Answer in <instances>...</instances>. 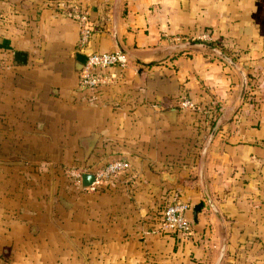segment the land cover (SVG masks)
Here are the masks:
<instances>
[{
    "label": "crops",
    "instance_id": "1",
    "mask_svg": "<svg viewBox=\"0 0 264 264\" xmlns=\"http://www.w3.org/2000/svg\"><path fill=\"white\" fill-rule=\"evenodd\" d=\"M112 49L79 87L75 54ZM117 157L99 190L65 175ZM174 198L188 234L159 227ZM0 224L41 248L8 264H264V0H0Z\"/></svg>",
    "mask_w": 264,
    "mask_h": 264
},
{
    "label": "built area",
    "instance_id": "2",
    "mask_svg": "<svg viewBox=\"0 0 264 264\" xmlns=\"http://www.w3.org/2000/svg\"><path fill=\"white\" fill-rule=\"evenodd\" d=\"M71 16L82 20V15L70 11ZM88 29L81 26L79 44L83 45L88 38ZM81 68L78 70V86L81 88H92L107 83L115 77V71L108 70L110 67L122 68L126 65L128 58L118 49L103 51H88ZM179 108H193L194 103L188 97H181L177 101ZM128 162L122 158H113L104 164L87 169L84 167H70L65 169V175L73 184L80 186V175L83 172H92L93 180L85 189L96 191L111 177L124 172L128 168ZM189 204L187 201L174 198L164 204L160 211L159 227L163 230L189 233L192 228V220L187 215Z\"/></svg>",
    "mask_w": 264,
    "mask_h": 264
},
{
    "label": "rangeland",
    "instance_id": "3",
    "mask_svg": "<svg viewBox=\"0 0 264 264\" xmlns=\"http://www.w3.org/2000/svg\"><path fill=\"white\" fill-rule=\"evenodd\" d=\"M72 167H76V166H72ZM70 168V167H68ZM66 168V169H68ZM67 177V176H66ZM72 182V181H71ZM11 224V231L10 228H6V226H3L0 224V245L4 246L3 249H0V264H8V258L9 255H11L12 257L15 255V257L18 255L20 256V254L23 253H28L29 255L32 254L33 252H41V248L40 246H33L31 249H28V247H24L26 246H30L29 243H33L34 242V238L31 237L32 235L30 234V231H25V227H22L21 225H14ZM6 229V230H5ZM27 230V228H26ZM31 235V236H30ZM25 241V244L22 245V242ZM7 243H15L14 248H9L8 244L7 247L5 248V245ZM13 250V251H12ZM6 262V263H4ZM27 260H23L20 259L19 261H17V264H26Z\"/></svg>",
    "mask_w": 264,
    "mask_h": 264
},
{
    "label": "water",
    "instance_id": "4",
    "mask_svg": "<svg viewBox=\"0 0 264 264\" xmlns=\"http://www.w3.org/2000/svg\"><path fill=\"white\" fill-rule=\"evenodd\" d=\"M120 52H122L123 54L126 55V53L122 50V49H118ZM25 57H26V53L24 51H20V50H15L13 52V59H14V62L15 63H23L25 61ZM85 57L86 55L83 54V53H76L75 54V59L76 61L79 63L78 65V70L81 68L83 62L85 61ZM141 69H138V72H140ZM216 128V123H214L211 127H210V130H209V133L207 135V138L206 140L204 141L202 147H201V150H200V153H204L205 149H206V146L208 145L213 133H214V130ZM93 180V173L92 172H83L81 173L80 175V187L81 188H85L87 187L90 182ZM202 203L199 201L197 203H194L192 205V208H191V219L193 222H196V213L197 211L200 209Z\"/></svg>",
    "mask_w": 264,
    "mask_h": 264
},
{
    "label": "trees",
    "instance_id": "5",
    "mask_svg": "<svg viewBox=\"0 0 264 264\" xmlns=\"http://www.w3.org/2000/svg\"><path fill=\"white\" fill-rule=\"evenodd\" d=\"M150 63H152V62H150ZM217 115H218V108H217V106H215L213 109H211V114L209 115V119H208V127H207V130H209V128L213 125L214 120H215V118H216ZM167 231H171V230H167ZM173 232L179 233L178 231H173ZM181 234H188V233H181Z\"/></svg>",
    "mask_w": 264,
    "mask_h": 264
}]
</instances>
